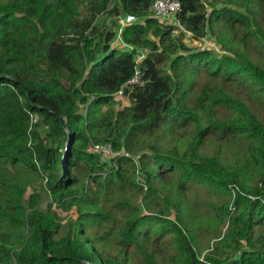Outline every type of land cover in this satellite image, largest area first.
<instances>
[{
	"label": "trees",
	"instance_id": "16d2710c",
	"mask_svg": "<svg viewBox=\"0 0 264 264\" xmlns=\"http://www.w3.org/2000/svg\"><path fill=\"white\" fill-rule=\"evenodd\" d=\"M152 1L0 0V264H264V0Z\"/></svg>",
	"mask_w": 264,
	"mask_h": 264
},
{
	"label": "rangeland",
	"instance_id": "374dc122",
	"mask_svg": "<svg viewBox=\"0 0 264 264\" xmlns=\"http://www.w3.org/2000/svg\"><path fill=\"white\" fill-rule=\"evenodd\" d=\"M105 19L106 20V25H110V20L111 17H108L107 14H102L99 19L98 22L99 24H101V21ZM114 29V27L112 28ZM186 43L188 44H193V46H197V43L194 41H191L189 37L186 38ZM201 45L203 47H207V48H212L214 47V41H212L210 38H206L204 40H202ZM110 45L111 46H115L118 48H126V45L123 44L121 42L120 37L117 36V38H115L113 41H110ZM203 98H209V95H205ZM116 103L114 104L115 109H119L122 108L124 105L129 104V101L127 99V97L124 96H120L118 95L117 97H115ZM84 106L80 108V111L83 112ZM44 180L40 179L39 181H37L34 185L30 186L27 188V191L25 193V197H28L29 193L34 190V191H39V188L43 185ZM238 188H234V190L232 191V196L234 195L235 190H237ZM195 196L201 200L204 201H209V202H222L226 200V196L225 195H221L219 193H213V192H208L204 189H198L197 191H194ZM44 198H45V202L42 204V206H45L46 210H50L52 212V215L54 217L55 220L60 221L61 225H68L69 221L71 220H75L77 218V213H76V208L75 206H72L70 209L68 210H64L61 207H58L56 205L55 202L53 201H47V199H50L49 195L47 194H43ZM121 197V193L119 191H116L115 193H113L110 198H109V202L113 203L116 202L120 199ZM109 203V204H110ZM51 204L50 207H48V205ZM58 207V208H57ZM225 229V225L222 227V231H224ZM57 236H59L57 234ZM208 239H209V234H200L198 240H199V245H201V248L205 249V247H207L208 244ZM207 250H205L204 252H206ZM201 260L203 258V255H200L199 257Z\"/></svg>",
	"mask_w": 264,
	"mask_h": 264
},
{
	"label": "built area",
	"instance_id": "2783aa9c",
	"mask_svg": "<svg viewBox=\"0 0 264 264\" xmlns=\"http://www.w3.org/2000/svg\"><path fill=\"white\" fill-rule=\"evenodd\" d=\"M181 11V4L178 0H153L149 12L152 16L156 17L159 20H162L166 23L171 22L172 24H178L177 22V14ZM134 21H137V18L133 15L126 14L121 16L119 19V27L117 30V36L120 37L121 30L123 26L130 24ZM196 42V41H194ZM197 43V42H196ZM197 45H201V43H197ZM142 58V55L137 57V61L139 62ZM140 81V71L139 69L135 70L134 76L126 82L127 86H123L120 90L115 93V97L118 95L123 96L125 88H130V86L137 84ZM114 97V99H115ZM36 117L34 118V121ZM91 151L99 154L102 158L109 159L115 154H122L124 156H131L129 152L125 149H121L119 151H114L110 144L108 143H92ZM137 158V156H135Z\"/></svg>",
	"mask_w": 264,
	"mask_h": 264
},
{
	"label": "clouds",
	"instance_id": "9594fccd",
	"mask_svg": "<svg viewBox=\"0 0 264 264\" xmlns=\"http://www.w3.org/2000/svg\"><path fill=\"white\" fill-rule=\"evenodd\" d=\"M161 22H163V23H166V22H164V21H162V20H160ZM178 22V21H177ZM166 24H172L171 22H169V23H166ZM191 40V39H190ZM191 41H193V40H191Z\"/></svg>",
	"mask_w": 264,
	"mask_h": 264
}]
</instances>
